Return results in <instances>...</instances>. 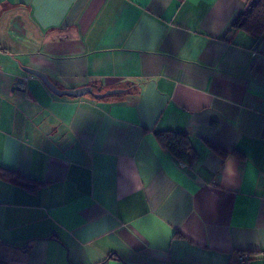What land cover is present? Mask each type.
Instances as JSON below:
<instances>
[{
	"label": "crops",
	"instance_id": "obj_1",
	"mask_svg": "<svg viewBox=\"0 0 264 264\" xmlns=\"http://www.w3.org/2000/svg\"><path fill=\"white\" fill-rule=\"evenodd\" d=\"M255 1L0 0V264H264Z\"/></svg>",
	"mask_w": 264,
	"mask_h": 264
},
{
	"label": "trees",
	"instance_id": "obj_2",
	"mask_svg": "<svg viewBox=\"0 0 264 264\" xmlns=\"http://www.w3.org/2000/svg\"><path fill=\"white\" fill-rule=\"evenodd\" d=\"M233 27L251 35L257 42L264 39V0H256L243 13H240L234 20ZM156 139L163 148L169 150L175 158L187 165H192L196 161V154L187 134L165 131L157 133ZM214 149L225 155L218 148ZM0 174L5 178L15 180L30 192L36 191L41 186L40 182L25 177L17 171L0 167Z\"/></svg>",
	"mask_w": 264,
	"mask_h": 264
},
{
	"label": "water",
	"instance_id": "obj_3",
	"mask_svg": "<svg viewBox=\"0 0 264 264\" xmlns=\"http://www.w3.org/2000/svg\"><path fill=\"white\" fill-rule=\"evenodd\" d=\"M22 69L26 71L27 73H30V74H33L39 77L44 82V84L56 95H69V96L79 97L85 94H92L95 97L100 98L106 95H112L115 93L122 92L121 89H109L104 92L96 93L93 91V88L91 86H83V87H79L75 89H60L56 87V85H54L52 81H50V79L47 77V75L44 72L34 69L32 67H22Z\"/></svg>",
	"mask_w": 264,
	"mask_h": 264
},
{
	"label": "built area",
	"instance_id": "obj_4",
	"mask_svg": "<svg viewBox=\"0 0 264 264\" xmlns=\"http://www.w3.org/2000/svg\"><path fill=\"white\" fill-rule=\"evenodd\" d=\"M239 260L241 262H246L247 261V259L243 255L239 256Z\"/></svg>",
	"mask_w": 264,
	"mask_h": 264
}]
</instances>
